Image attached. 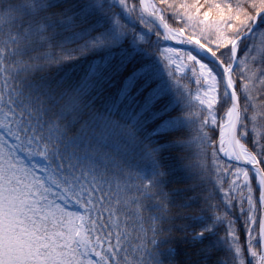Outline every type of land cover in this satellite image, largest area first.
<instances>
[{
	"label": "snow or ice",
	"instance_id": "snow-or-ice-1",
	"mask_svg": "<svg viewBox=\"0 0 264 264\" xmlns=\"http://www.w3.org/2000/svg\"><path fill=\"white\" fill-rule=\"evenodd\" d=\"M0 264H264V0H0Z\"/></svg>",
	"mask_w": 264,
	"mask_h": 264
}]
</instances>
